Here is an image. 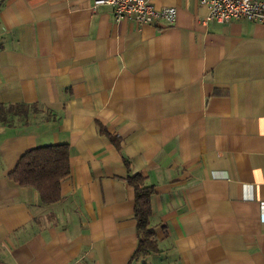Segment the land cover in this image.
<instances>
[{"label": "crops", "instance_id": "1", "mask_svg": "<svg viewBox=\"0 0 264 264\" xmlns=\"http://www.w3.org/2000/svg\"><path fill=\"white\" fill-rule=\"evenodd\" d=\"M95 0H0V264H264V24L116 23ZM264 1V0H257ZM66 144L60 200L9 178ZM154 189L158 252L137 246L134 191Z\"/></svg>", "mask_w": 264, "mask_h": 264}, {"label": "trees", "instance_id": "2", "mask_svg": "<svg viewBox=\"0 0 264 264\" xmlns=\"http://www.w3.org/2000/svg\"><path fill=\"white\" fill-rule=\"evenodd\" d=\"M17 109V110H16ZM26 111V107H3L0 105V123L10 124L11 110ZM68 145L58 144L31 149L18 160L9 178L19 187H26L38 193L44 205H51L60 200V183L70 172ZM144 179L133 176L128 184L134 191V220L136 223L137 246L130 257L129 263L158 252L155 233L149 227L152 214L151 199L154 189L144 184Z\"/></svg>", "mask_w": 264, "mask_h": 264}, {"label": "built area", "instance_id": "3", "mask_svg": "<svg viewBox=\"0 0 264 264\" xmlns=\"http://www.w3.org/2000/svg\"><path fill=\"white\" fill-rule=\"evenodd\" d=\"M208 11V20L217 23L252 21L264 24V1L257 0H198ZM108 5L116 23L128 21L136 26L175 22L176 9L156 8L153 0H95L94 7ZM261 220L264 221V202L261 203Z\"/></svg>", "mask_w": 264, "mask_h": 264}]
</instances>
